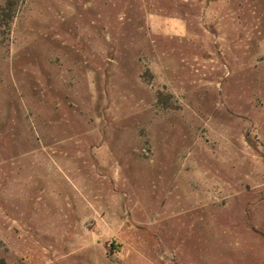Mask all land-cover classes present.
I'll use <instances>...</instances> for the list:
<instances>
[{"label":"rangeland","instance_id":"rangeland-1","mask_svg":"<svg viewBox=\"0 0 264 264\" xmlns=\"http://www.w3.org/2000/svg\"><path fill=\"white\" fill-rule=\"evenodd\" d=\"M14 1L0 264H264V0Z\"/></svg>","mask_w":264,"mask_h":264},{"label":"trees","instance_id":"trees-1","mask_svg":"<svg viewBox=\"0 0 264 264\" xmlns=\"http://www.w3.org/2000/svg\"><path fill=\"white\" fill-rule=\"evenodd\" d=\"M17 3L14 0H6V6L0 7V23L9 25L14 18Z\"/></svg>","mask_w":264,"mask_h":264}]
</instances>
